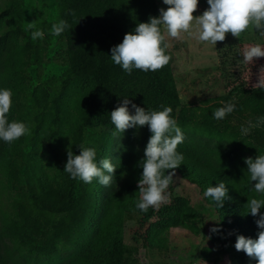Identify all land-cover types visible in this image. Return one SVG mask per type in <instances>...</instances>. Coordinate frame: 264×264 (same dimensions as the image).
<instances>
[{
  "label": "trees",
  "instance_id": "obj_1",
  "mask_svg": "<svg viewBox=\"0 0 264 264\" xmlns=\"http://www.w3.org/2000/svg\"><path fill=\"white\" fill-rule=\"evenodd\" d=\"M56 3L58 20L64 19L71 26L59 36L67 45V69L53 93L31 94L27 91V67L37 40L23 42L24 10L16 0H9L5 7L0 5V87L13 92L9 119H20L19 110L25 99L29 111L24 114L31 120L27 126L29 135L11 145L0 141V190L12 197L9 208L0 211V237L8 236L15 244L46 256L57 255L61 242L73 240L80 253L70 264H122L126 256L122 241L125 212L140 213L145 220L157 212L151 230L154 237L173 227L199 232L202 215L185 197H176L171 203L149 208L147 212L135 208L140 195L137 181L142 171L137 163L151 135L147 126L139 128L137 136V129H129L121 150L114 178L121 177L123 168H127L120 187L122 195L115 196L112 191L103 195L105 186L95 180L78 192L79 181L63 171L67 151L78 155V145H85L88 130H114L110 112L120 103V96H129L145 109L171 107V115L182 130L193 128L205 137L230 144L225 150L205 152L195 145L180 144L178 151L185 159L175 174L199 187L202 193L206 187L224 182L231 199L222 208H216L205 198L219 214L218 226L233 243L241 234L256 238L255 218L244 213V205L257 194L250 190L247 166L235 158L232 145L255 158L264 154V125L255 126L257 118L264 116V90L246 84L231 86L233 82H229L231 88L227 93L183 106L171 59L159 70H134L128 75L109 56L111 48L122 42L127 32L159 15L156 0ZM232 98H236V122L231 117L222 121L212 119V112ZM244 120L254 123L247 136L240 134ZM111 144L107 136L97 154L98 160L109 158ZM27 146L32 151L27 152ZM239 165L243 168L240 176L232 169ZM168 171L171 170H166V174ZM22 176L28 189L20 185ZM236 255L244 264H256L243 251H236ZM0 264H10L1 249Z\"/></svg>",
  "mask_w": 264,
  "mask_h": 264
},
{
  "label": "rangeland",
  "instance_id": "obj_2",
  "mask_svg": "<svg viewBox=\"0 0 264 264\" xmlns=\"http://www.w3.org/2000/svg\"><path fill=\"white\" fill-rule=\"evenodd\" d=\"M8 1L0 0V5L5 7ZM16 1L24 10L21 28L23 42L33 41L30 31H26L28 23H34L45 32V38L36 41L29 58L27 91L30 94L53 93L64 78L67 69L65 39L49 34L51 25L57 22L60 15L56 0ZM156 1L160 9L167 8V5L162 4V0ZM207 7L206 0H199L198 7L193 13L194 17L202 14ZM4 20L7 21V17H4ZM165 36L166 42L169 44L168 53L183 106L198 104L206 98L227 93L230 87L228 86L229 82H233L231 86L246 84L253 87L258 80L261 67H264V58H260L251 66L240 64L235 58L238 49L253 43L264 44L263 37L256 33L245 32L240 39L233 37L230 33L226 34L225 40L217 42L216 47L199 44L186 35L182 39H173L168 38L165 31ZM230 102L235 103L236 98H232ZM25 111H29V106L24 99L19 110V121H23L29 126L31 120L25 116ZM233 114L234 112L226 118L231 117L234 120ZM234 121L236 122V120ZM249 123L254 125L251 120H244L245 126H248ZM113 131L106 127L88 130L84 146L95 147L98 154L106 137H110L112 144L109 158L116 167H119V157L126 144L129 129L116 139H113ZM182 131L185 137L183 143L198 146L202 152L225 150L230 145L227 141L205 137L193 128H186ZM137 135H139L138 129L136 130ZM232 147L235 158L241 160L245 165V158L255 159L244 149L234 145ZM26 151H32L31 146H27ZM232 169L238 176L243 170L240 165L234 166ZM126 172L127 168H123L121 177L113 178L112 183L104 187L103 195H107L110 191L115 196L122 195L120 187L126 179ZM20 185L24 189H28L23 176ZM86 185L79 181L78 192H82ZM168 192L170 193L168 203H171L176 197H185L202 215L199 232L193 233L182 227H173L154 237L151 230L153 222L158 217L157 212L147 220L140 213L125 212L122 241L126 256L122 264H244L236 255L234 243L228 240L227 235L222 231L210 232L213 226H218L219 221L208 219L220 220V217L216 209L207 203L199 187L189 183L176 173L173 186L168 189ZM11 198L5 190H0V211L2 208H9ZM0 249L10 264H70L80 253L79 247L73 240L61 242L57 255L46 256L15 244L8 236L0 237Z\"/></svg>",
  "mask_w": 264,
  "mask_h": 264
},
{
  "label": "clouds",
  "instance_id": "obj_3",
  "mask_svg": "<svg viewBox=\"0 0 264 264\" xmlns=\"http://www.w3.org/2000/svg\"><path fill=\"white\" fill-rule=\"evenodd\" d=\"M199 0H162L167 8H161L158 16H152L147 22L138 23L127 32L122 42L111 48L110 59L123 72L131 75L134 70L143 72L156 71L168 64L170 56L167 53L168 38L182 39L186 35L199 44L215 46L223 42L226 34L239 38L245 32L256 33L264 37V0H206L208 7L202 14L194 17ZM69 23L60 19L51 25L50 35L59 37L69 31ZM26 31H30L33 41L43 40L45 32L34 23H28ZM236 60L243 65H253L264 58V44L253 43L238 49ZM253 88L264 90V67H261L258 80ZM13 92L10 88L0 87V141L11 145L22 136L30 134L23 121L10 120ZM122 99L117 107L110 112V121L114 127L113 139L124 134L128 129H139L147 126L151 135L144 148V155L138 161L137 167L142 169L137 181L139 199L135 208L147 212L149 208L156 209L161 204L168 203V189L174 182L176 169L183 164L184 155L178 151V146L184 142V133L176 119L172 117L171 107L160 110H149L135 104L129 96ZM236 110V104L225 102L215 109L211 118L224 120ZM264 125V116L258 117L255 126ZM253 125L241 126V136H247ZM232 141V140H231ZM79 154L67 151V161L63 171L71 179L90 184L94 180L102 186H109L116 177L117 167L111 158L97 159V151L93 146L78 145ZM250 190L257 195L248 198L244 205V213L255 218L257 237L237 235L234 248L243 251L256 264H264V154L253 159L245 158ZM166 170L168 171L166 174ZM253 182H255L253 184ZM203 196L214 203L216 208H222L229 197V189L224 182L216 186H208ZM219 221L216 219H208ZM221 231L218 226L210 229L211 233Z\"/></svg>",
  "mask_w": 264,
  "mask_h": 264
}]
</instances>
